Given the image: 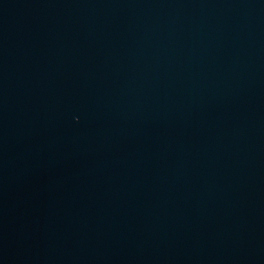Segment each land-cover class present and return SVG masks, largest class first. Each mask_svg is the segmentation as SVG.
I'll return each instance as SVG.
<instances>
[{"label": "water", "instance_id": "obj_1", "mask_svg": "<svg viewBox=\"0 0 264 264\" xmlns=\"http://www.w3.org/2000/svg\"><path fill=\"white\" fill-rule=\"evenodd\" d=\"M0 264H264V0H0Z\"/></svg>", "mask_w": 264, "mask_h": 264}]
</instances>
